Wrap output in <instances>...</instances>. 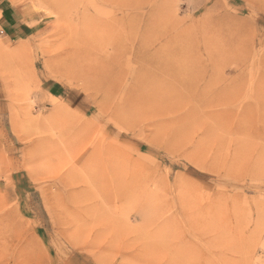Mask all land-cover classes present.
<instances>
[{
  "label": "rangeland",
  "instance_id": "obj_1",
  "mask_svg": "<svg viewBox=\"0 0 264 264\" xmlns=\"http://www.w3.org/2000/svg\"><path fill=\"white\" fill-rule=\"evenodd\" d=\"M0 264H264V0H0Z\"/></svg>",
  "mask_w": 264,
  "mask_h": 264
},
{
  "label": "bare ground",
  "instance_id": "obj_2",
  "mask_svg": "<svg viewBox=\"0 0 264 264\" xmlns=\"http://www.w3.org/2000/svg\"><path fill=\"white\" fill-rule=\"evenodd\" d=\"M83 16H84V15H83ZM84 18H85V16H84ZM123 20H124V19H123ZM110 21H111V20H110ZM111 22H112V21H111ZM116 22H118V21H116ZM110 24H111V23H110ZM114 24H116V23H114ZM112 25H113V24H112ZM116 25H117V24H116ZM113 27H114V26H113ZM116 27H117V26H116ZM116 27H115V28H116ZM123 27H124V26H123ZM157 27H158V26H157ZM117 28H118V27H117ZM128 28H129V27H128ZM122 29H124V28H122ZM110 30H113V28L110 29ZM144 30H145V29H144ZM124 31H125V30H124ZM145 31H146V30H145ZM147 31H148V30H147ZM147 31H146V32H147ZM105 32H106V31H105ZM112 32H114V31H112ZM102 33H103V32H102ZM106 33H108V32H106ZM143 33H145V32H143ZM118 34H119V33H118ZM151 34H152V33H151ZM127 35H128V33H127V31H126L125 37H126ZM145 35H146V34H145ZM146 36H147V35H146ZM144 37H145V36H144ZM144 37H143V38H144ZM152 37H154V35H153ZM105 38H106V37H105ZM143 38H142V39H143ZM146 38H147V37H146ZM146 38H145V39H146ZM125 39H126V38H125ZM145 39H143V40H145ZM116 40H117V39H116ZM116 40H115V41H116ZM153 40H154V39H153ZM103 41H104V40H103ZM147 41H148V40H147ZM143 42H144V41H143ZM154 42H155V41H154ZM157 42H158V40H157ZM157 42H156V43H157ZM153 44H154V43H153ZM153 44H152V45H153ZM113 45H114V44H113ZM147 45H148V44H147ZM113 47H114V46H113ZM145 47H146V45H145ZM105 48H106V47H105ZM109 48L112 49V50L115 49V48H111L110 46H109ZM146 48H147V47H146ZM144 50H145V49H144ZM89 51H90V50H89ZM70 53H71V52H70ZM142 53H143V52H142ZM212 56H213V55H211V57H212ZM70 57H71V54H70V55H67V58L70 59ZM119 57H120V56H119ZM213 57H215V56H213ZM67 58H66V59H67ZM74 58H75V57H74ZM112 58H113V57H112ZM69 59H67L68 62H69ZM160 59H161V58H160ZM178 59H179V58H178ZM211 59H212V58H211ZM216 59H217V58H216ZM70 60H71V59H70ZM75 60H76V59H75ZM88 60H89V59H88ZM143 60H144V59H143ZM144 61H145V60H144ZM144 61H143V62H144ZM63 62H64V61H63ZM113 62H114V61H113ZM116 62H117V61H116ZM157 62H158V61H157ZM161 62H162V61H161ZM90 63H91V62H90ZM101 63H102V62H101ZM149 63H150V62L148 61V64H149ZM158 63H159V62H158ZM158 63H157V64H158ZM176 63H177V62H176ZM214 63L217 64V62H214ZM66 64H67V63H66ZM86 64H87V63H86ZM92 64H93V63H92ZM95 64H96V63H95ZM102 64H104V63H102ZM106 64H107V69H105V65H106ZM106 64H105V65H102L101 68H103V66H104L103 70L110 71V70H111V66H112V64H109V65H110V67H109L110 70H109V68H108L109 65H108L107 62H106ZM143 64H144V63H143ZM145 64H146V63H145ZM148 64H147V65H148ZM159 64H160V63H159ZM180 64H181V63H180ZM180 64L178 63V67H176V68L174 67V66H176V64H175V63L173 64V65H174L173 67L175 68V70H174V71H175V74H177V73L179 72V71L177 72L176 69L179 68V67L181 66ZM97 65H98V64H97ZM99 65H100V64H99ZM147 65H146V66H147ZM161 65H162V64H161ZM179 65H180V66H179ZM65 66H66V68H67V65H65ZM149 66H150V65H149ZM162 66H163V65H162ZM142 67H143V66H142ZM144 67H145V66H144ZM159 67H160V65H159ZM72 68H73V67H72ZM72 68H71V69H72ZM86 68H87V67H86ZM113 68H114V67H112V69H113ZM170 68H171V67H170ZM180 68H181V67H180ZM82 69H83V68H82ZM187 69H188V68H187ZM158 70H159V69H158ZM172 70H173V69H172ZM178 70H179V69H178ZM182 70H184V68H183ZM185 71H186V67H185ZM190 71H191V69H190ZM176 72H177V73H176ZM186 73H189V72H186ZM172 74L174 75V72H173V71H172ZM189 74H191V73H189ZM189 74H188V75H189ZM173 75H172V77H173ZM119 76H120V75H119ZM194 76H195V75H194ZM192 77H193V76H192ZM191 79H192V78H191ZM202 89H203V88H202ZM208 91L210 92V90H208ZM211 91H212V90H211ZM199 93H200V92H199ZM153 108H154V107H153Z\"/></svg>",
  "mask_w": 264,
  "mask_h": 264
},
{
  "label": "crops",
  "instance_id": "obj_3",
  "mask_svg": "<svg viewBox=\"0 0 264 264\" xmlns=\"http://www.w3.org/2000/svg\"><path fill=\"white\" fill-rule=\"evenodd\" d=\"M11 28L14 30V33H18V34L23 33L25 30H27L26 28L24 29V28L18 27L17 24L12 25Z\"/></svg>",
  "mask_w": 264,
  "mask_h": 264
}]
</instances>
